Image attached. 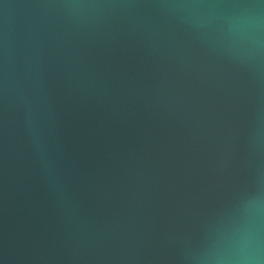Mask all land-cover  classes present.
Masks as SVG:
<instances>
[{"label": "water", "instance_id": "obj_1", "mask_svg": "<svg viewBox=\"0 0 264 264\" xmlns=\"http://www.w3.org/2000/svg\"><path fill=\"white\" fill-rule=\"evenodd\" d=\"M0 264H264V0H0Z\"/></svg>", "mask_w": 264, "mask_h": 264}]
</instances>
